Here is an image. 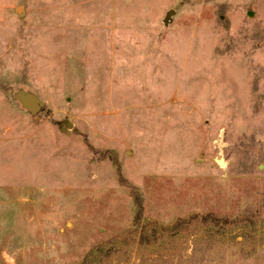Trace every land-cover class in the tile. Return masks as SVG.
Here are the masks:
<instances>
[{
	"label": "rangeland",
	"instance_id": "obj_1",
	"mask_svg": "<svg viewBox=\"0 0 264 264\" xmlns=\"http://www.w3.org/2000/svg\"><path fill=\"white\" fill-rule=\"evenodd\" d=\"M0 264H264V0H18Z\"/></svg>",
	"mask_w": 264,
	"mask_h": 264
},
{
	"label": "crops",
	"instance_id": "obj_2",
	"mask_svg": "<svg viewBox=\"0 0 264 264\" xmlns=\"http://www.w3.org/2000/svg\"><path fill=\"white\" fill-rule=\"evenodd\" d=\"M17 2L18 0H0V25L15 13Z\"/></svg>",
	"mask_w": 264,
	"mask_h": 264
},
{
	"label": "water",
	"instance_id": "obj_3",
	"mask_svg": "<svg viewBox=\"0 0 264 264\" xmlns=\"http://www.w3.org/2000/svg\"><path fill=\"white\" fill-rule=\"evenodd\" d=\"M20 102L26 109H28L31 112L37 111L38 106L39 105L41 106V103L38 101V99L34 95H31V94L21 96Z\"/></svg>",
	"mask_w": 264,
	"mask_h": 264
},
{
	"label": "bare ground",
	"instance_id": "obj_4",
	"mask_svg": "<svg viewBox=\"0 0 264 264\" xmlns=\"http://www.w3.org/2000/svg\"><path fill=\"white\" fill-rule=\"evenodd\" d=\"M219 162V164H222L223 163V161L222 160H220V161H218Z\"/></svg>",
	"mask_w": 264,
	"mask_h": 264
}]
</instances>
